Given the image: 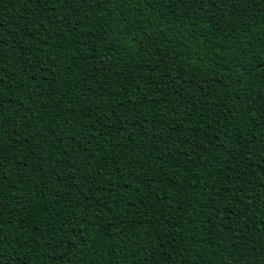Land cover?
I'll use <instances>...</instances> for the list:
<instances>
[{
    "label": "trees",
    "instance_id": "trees-1",
    "mask_svg": "<svg viewBox=\"0 0 264 264\" xmlns=\"http://www.w3.org/2000/svg\"><path fill=\"white\" fill-rule=\"evenodd\" d=\"M0 264H264V0H0Z\"/></svg>",
    "mask_w": 264,
    "mask_h": 264
}]
</instances>
